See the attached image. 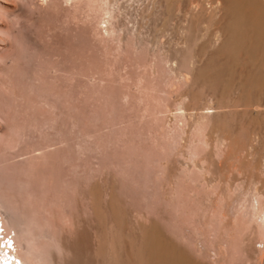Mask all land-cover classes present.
Returning <instances> with one entry per match:
<instances>
[{
    "label": "rangeland",
    "instance_id": "374dc122",
    "mask_svg": "<svg viewBox=\"0 0 264 264\" xmlns=\"http://www.w3.org/2000/svg\"><path fill=\"white\" fill-rule=\"evenodd\" d=\"M10 1L14 10L0 16L11 31L0 50V124L9 145L5 152L0 142L3 192L21 203L16 182L26 177L31 195L60 210L55 222L65 217L68 236L74 223L92 220L98 184L105 207L115 198L135 228L156 221L201 263L259 264L249 240L254 223L235 222L255 142L248 117L258 114L236 94L220 100L194 77L223 40L221 32L212 40L215 15L223 18L218 0H190L187 8L180 1L168 24L165 0ZM216 125L226 133L220 145ZM208 155L215 176L202 168ZM218 174L233 188L224 192L228 180L220 185Z\"/></svg>",
    "mask_w": 264,
    "mask_h": 264
},
{
    "label": "bare ground",
    "instance_id": "6f19581e",
    "mask_svg": "<svg viewBox=\"0 0 264 264\" xmlns=\"http://www.w3.org/2000/svg\"><path fill=\"white\" fill-rule=\"evenodd\" d=\"M9 1L10 0H0V16L9 14L14 10L15 7L12 5L13 2ZM180 1L182 2L183 0H165L163 11L165 16L163 20L166 21H164L165 23L174 17L177 9H180L177 8V3ZM186 1L188 3L184 2L185 7L187 6L186 4H189L190 0ZM195 1L197 0L191 1V3L194 4ZM218 4H220L219 7H221L224 14L222 13L223 18L221 21H219V19L218 22L216 20L217 16L215 15L214 19L216 24L219 23L220 25L218 24L219 27L216 31L213 30L212 40L214 37H217L220 32L221 35H223V40L221 39L222 42L219 43L220 45H218V48H215L209 56L207 55L206 61L196 69L194 77L196 78L195 81L198 80L203 88L209 90L208 92H211L210 94H215L220 100L228 98L230 95L233 96L232 94H236L241 100L242 106L244 105L247 109L245 110L244 108L245 111L258 114L249 115L248 117L250 125L248 122L247 124L249 125L250 132L254 136L252 140L255 142L251 141L253 144L251 147L250 143L249 147H251V150L248 151L249 159H247L250 163L249 165H251V169L249 168L250 170L248 172L241 171L242 173L245 172V175L242 174L243 183L239 184L241 185V190H238L241 192L236 190L238 191V194H236L238 198L239 194H241V203L240 201H236L241 207H236L241 208H238V211L242 210L243 212L240 218H237L240 212L238 213L236 211L238 216L236 213L237 217L235 216V222L238 223L241 218L244 222L243 218L245 217L254 223L250 225H254L251 228L254 229L255 232H253L256 233V236L255 238L248 236L250 237L249 240H254L251 247L252 256L258 259L259 264H264V0H218ZM205 7L206 6L202 9H206ZM192 8L193 7L190 9L192 10ZM197 10L200 11L199 9ZM212 10L216 9L214 8ZM217 11L213 13L215 14ZM187 12L190 13V10H187L186 13ZM200 12L202 13L204 11ZM195 13L196 11H194L193 15H195ZM197 14L195 17H198L199 14ZM206 14L208 15V11ZM207 15L204 17L205 21ZM212 16V14L209 16V20H214ZM202 17L200 18L203 19ZM209 23H213L212 26L214 25V21H210ZM8 24L0 19V50L6 49L7 46L6 38L10 31ZM212 40H210V44ZM206 47L207 45H205L203 49L207 50L208 47ZM1 54L4 53L2 52ZM1 54L0 63L2 60ZM210 94L209 97L213 95ZM216 96H214L215 99ZM197 112H199L198 109ZM200 120L201 119L198 118L196 122L199 123L201 122ZM244 124H246V122ZM1 128L0 124V142L4 145L5 150L3 151L6 152L9 145L6 142L7 138L5 139V136L2 134ZM10 128L12 129V127ZM221 128L216 125L214 131V140L216 144L219 143V145L222 139L225 138L223 134L225 132ZM2 155L5 156V154ZM3 156L1 157L3 158ZM1 157L0 173H2V175L0 174V179H3L4 170L7 172V167H4V164H6L4 161L6 156L3 159ZM208 157L205 156L201 158V161L203 163L205 162L202 168L206 173L208 172L211 173V176H215L213 173L216 174L217 172L215 171H219L220 173V170H216L213 163L209 165L212 161H210L209 155ZM206 163L208 164L206 165ZM3 167L5 168L4 170ZM213 168L215 169L214 172H212V170H214ZM218 168L221 169L222 167L220 168L219 166ZM246 168H248V166ZM29 170L24 171L29 172ZM18 174H16L15 177L18 175L20 178V176L23 175V173ZM222 174L225 175L224 173ZM25 175L29 174L26 173ZM31 175L32 173L30 176ZM5 176H7V174ZM8 176V180H11ZM211 176L208 177L211 179L216 178H212ZM222 176L218 174L215 180L217 181L219 179L218 181H221L219 182L220 185L223 180H228L223 181L224 186L226 187L227 185V187L222 189L219 185V188L223 191L227 188L232 189V186L231 188L228 187L229 184L231 185L229 179H225L229 176L227 177L225 175L224 179ZM232 176L238 180V178H236L238 175L236 176L233 174ZM27 177L31 178L29 176ZM232 179L234 178L232 177ZM4 180L0 181L2 182ZM20 180L21 178L16 182H19V185L15 183L16 186L18 185L16 189L20 190H18V193L23 192L22 194H24L21 203L19 200V204L16 200L19 198H15L16 196H20L19 194L14 195V200L13 197L12 199L9 195L4 193L5 191L1 184L5 186L7 180L0 183V264H204L193 257L194 255L192 253L187 252L188 250H185V248L173 241L156 221H152L150 224L140 223V225H137L139 227L135 228V225L133 226L130 224L125 209L119 205L115 198L109 206L105 207L102 203L101 189L98 184L95 185L92 190V208L94 213L92 220L81 219L77 223H74L75 228L71 233L69 232L70 235L67 236L63 233L62 230L64 229L61 227L63 223L61 221H64L65 217L60 215L61 225L59 222L57 223V219L55 222L56 216L58 217L59 215V207L56 213L55 211H51L52 208H48V206L51 205L45 203V206L43 200L39 199L40 195L37 197V194H35L36 196L33 194V198V195L30 194V192L33 193V190H29L32 186L28 188L27 184L30 180L26 177L24 178L25 181L22 179L23 182H21ZM11 181H14V179L12 178ZM245 182L247 183L245 184ZM33 183H35V181ZM41 183L43 182L41 181ZM7 185L9 187V184ZM14 186L11 188H15ZM237 188H239V186H237ZM10 191L8 192L9 194L12 193ZM43 194L46 195V198H42L47 199L49 193L47 194L46 192L45 194L43 192ZM36 198L37 201L35 200ZM38 200L42 202H38ZM238 200H240V198ZM236 202L235 204H237ZM242 214H244L243 217ZM248 235H252V231L251 234ZM258 244H260L259 247ZM20 245L21 248H18ZM249 255L250 254H247V260L250 257ZM258 261L256 260L255 263Z\"/></svg>",
    "mask_w": 264,
    "mask_h": 264
},
{
    "label": "snow or ice",
    "instance_id": "6c2138e0",
    "mask_svg": "<svg viewBox=\"0 0 264 264\" xmlns=\"http://www.w3.org/2000/svg\"><path fill=\"white\" fill-rule=\"evenodd\" d=\"M9 243H11V242H9Z\"/></svg>",
    "mask_w": 264,
    "mask_h": 264
}]
</instances>
